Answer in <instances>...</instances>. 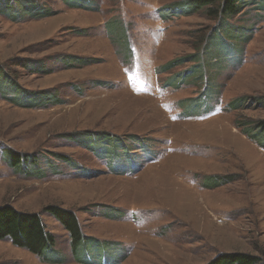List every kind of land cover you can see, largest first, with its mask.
Instances as JSON below:
<instances>
[{"label":"rangeland","instance_id":"obj_1","mask_svg":"<svg viewBox=\"0 0 264 264\" xmlns=\"http://www.w3.org/2000/svg\"><path fill=\"white\" fill-rule=\"evenodd\" d=\"M62 1L0 0V207L54 239L42 257L0 240V264H264V4L201 51L210 6L176 14L194 0ZM135 63L162 96L125 89Z\"/></svg>","mask_w":264,"mask_h":264},{"label":"trees","instance_id":"obj_2","mask_svg":"<svg viewBox=\"0 0 264 264\" xmlns=\"http://www.w3.org/2000/svg\"><path fill=\"white\" fill-rule=\"evenodd\" d=\"M245 1H256V3L264 4V0ZM192 2L193 4H185L181 8L176 7V9L178 10L176 14L183 13V11H185L186 9L192 10L193 6L195 8L210 6V8H208L207 10L208 17L210 20H213L216 23V26L212 29L213 31L211 32V36H209L205 31L197 32V35H200L197 37L196 44L200 46L201 51H203L204 47L207 44V46L209 47L210 41L212 40L215 32L217 33L220 31L223 34H226L224 21L226 20L228 15L238 12V4L241 3L242 5H244L245 3L244 0H194ZM62 3L65 4L63 1ZM72 8H74V6ZM261 8L263 7L261 6ZM169 13L170 12H168V14ZM46 16L48 15H44L42 16V18H45ZM221 20V25H218ZM201 54L203 53L201 52ZM89 62H92V60ZM7 91L11 94L9 95V93H6L7 97H10L14 102L17 101L14 96L16 98H20L22 95L21 90L11 89ZM49 101H51V103L57 102L56 99L53 98H50ZM259 127H261L264 131V122H261ZM247 134L248 133H245V135ZM6 155V159H8L9 161L12 160L14 164L16 163L18 159V155L16 153L9 150ZM47 212L49 214L51 213L58 220V222L62 224L63 228L66 229L69 237L71 238V246H76L77 244L82 243L83 238L81 230L79 229L78 222L77 220H75L73 214H69V216L66 218L59 213L56 214L52 211ZM18 237L24 239V242L18 240ZM6 239H9L12 244L18 247L27 249L29 252L38 257L43 256V251H50V248L54 243V239L52 238L51 234H49L45 230V227L42 221L39 219V216H32L29 214L21 215L16 213L14 209L0 207V240ZM256 262L257 259H254L251 256L245 254H221L217 256L215 260L210 264H255Z\"/></svg>","mask_w":264,"mask_h":264}]
</instances>
